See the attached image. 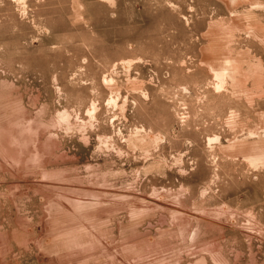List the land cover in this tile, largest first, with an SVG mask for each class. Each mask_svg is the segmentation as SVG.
<instances>
[{
    "label": "rangeland",
    "instance_id": "1",
    "mask_svg": "<svg viewBox=\"0 0 264 264\" xmlns=\"http://www.w3.org/2000/svg\"><path fill=\"white\" fill-rule=\"evenodd\" d=\"M0 264H264V0H0Z\"/></svg>",
    "mask_w": 264,
    "mask_h": 264
}]
</instances>
